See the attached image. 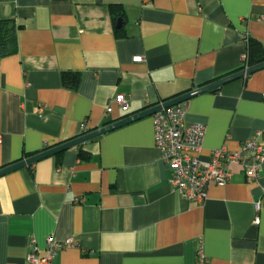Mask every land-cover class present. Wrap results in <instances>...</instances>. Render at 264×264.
<instances>
[{
  "label": "crops",
  "instance_id": "0c3cea01",
  "mask_svg": "<svg viewBox=\"0 0 264 264\" xmlns=\"http://www.w3.org/2000/svg\"><path fill=\"white\" fill-rule=\"evenodd\" d=\"M0 20L19 26L0 55V169L85 119L92 130L241 70L252 40L264 57V0H0ZM186 102L185 122L206 127L201 160L237 151L264 127V68ZM243 165L185 200L153 115L24 165L0 176V264H28L48 237L71 241L53 264H264V165L255 179Z\"/></svg>",
  "mask_w": 264,
  "mask_h": 264
},
{
  "label": "built area",
  "instance_id": "2783aa9c",
  "mask_svg": "<svg viewBox=\"0 0 264 264\" xmlns=\"http://www.w3.org/2000/svg\"><path fill=\"white\" fill-rule=\"evenodd\" d=\"M243 68L247 66V55L242 54ZM134 62L141 60L140 56L132 58ZM116 103L123 110L128 109L127 98L118 95ZM187 102L162 108L153 113L154 145L160 154V160L170 168L169 184L182 198L194 203H202L206 199L210 185H223L229 179L228 168L232 164H243L250 179L258 176L264 165V145L256 142V137L264 138V127L255 130L252 138L241 143L239 150L231 152L225 146L210 152L208 160H201L199 153L206 127L199 122H185L184 116ZM83 132L88 130L87 120L81 123ZM246 161V163H245ZM258 208V205H255ZM258 224L259 218L253 221ZM71 241L59 242L51 237L44 242V253L37 255V247L32 242L27 254L28 264H53V260L64 246H70ZM202 261V260H201Z\"/></svg>",
  "mask_w": 264,
  "mask_h": 264
},
{
  "label": "water",
  "instance_id": "95a60500",
  "mask_svg": "<svg viewBox=\"0 0 264 264\" xmlns=\"http://www.w3.org/2000/svg\"><path fill=\"white\" fill-rule=\"evenodd\" d=\"M262 68H264V61L257 63V64H254V65H251V66H248L246 68H243L237 72L226 75L222 78H219V79L212 81L208 84H205L203 86H199L195 89H192V90H189V91L184 92L182 94H179L175 97L164 100V101H162L156 105L145 108V109H143L139 112H136L134 114L126 115L121 119H118L116 121H113L111 123L103 125L101 127L92 129L91 131H89L87 133L81 134L75 138H72V139L67 140L65 142H62L60 144H57L51 148H48V149L43 150L37 154H34L28 158L19 160L15 163H12L8 166L1 168L0 169V176L4 175L10 171L16 170L20 167H23L24 165L31 164V163L39 160V159H42V158L51 156L53 154L59 153L61 151H64L70 147L83 144V143H85L89 140H92V139H94V138H96V137H98V136H100V135H102L108 131L116 129L120 126H123L125 124L130 123V122H133V121L138 120L140 118L152 115L153 113L161 110L162 108H167V107L173 106L175 104L187 101L191 97L198 95L200 93H203V92L214 91V90L218 89L221 85H223L229 81L244 77V76L249 75L252 72L259 70V69H262Z\"/></svg>",
  "mask_w": 264,
  "mask_h": 264
},
{
  "label": "trees",
  "instance_id": "16d2710c",
  "mask_svg": "<svg viewBox=\"0 0 264 264\" xmlns=\"http://www.w3.org/2000/svg\"><path fill=\"white\" fill-rule=\"evenodd\" d=\"M18 28L19 26H17L12 20H0V55L10 54L15 51L16 31ZM256 50L257 52H260V44L254 42L253 40L250 41L247 56V65H254L264 61L262 53H258L256 56L253 55ZM78 79V72L66 71L62 73V80L69 88H74L78 82ZM89 131H91V129L86 130V132L82 131L81 134L87 133Z\"/></svg>",
  "mask_w": 264,
  "mask_h": 264
}]
</instances>
